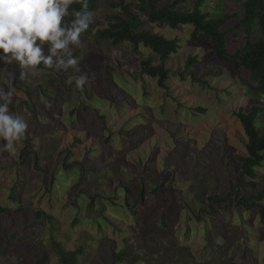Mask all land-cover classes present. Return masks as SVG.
Masks as SVG:
<instances>
[{
  "label": "rangeland",
  "instance_id": "rangeland-1",
  "mask_svg": "<svg viewBox=\"0 0 264 264\" xmlns=\"http://www.w3.org/2000/svg\"><path fill=\"white\" fill-rule=\"evenodd\" d=\"M109 1L98 0L90 32L81 37L84 53L72 70L35 69L36 75L30 72L24 79L29 88L18 87L22 79L13 80L10 111L28 128L16 153L0 151V204L10 209L0 220V264H34L43 254L46 264H57L52 238L66 250L82 247L79 264H264V222L256 206L239 202L260 189L264 161L254 179L241 176L238 156L245 155L246 139L234 116L256 104L264 107V94L246 85L247 73L237 77L231 60L219 61L204 34L191 41L190 26L176 33L147 24L163 36L180 38L178 50L165 61L168 77L159 87L156 78L141 73L140 62L149 57L158 65L149 50L133 54L127 43L94 46L92 35L104 27ZM195 2L180 0L179 6L190 10ZM242 4L202 0L200 5L210 17L236 14L221 28L229 56L246 41L241 29H231ZM251 27L256 42L260 34ZM11 68L20 77L15 62H0V85L14 75ZM87 69L95 79L80 93L71 83ZM113 104L120 109L112 114ZM35 107L46 117L32 112ZM103 114L106 130L99 119ZM255 121L263 132L264 111ZM63 152L69 153L65 159ZM50 174L57 178L52 186ZM118 185L126 186L127 194ZM49 187L56 188L51 196ZM19 206L25 213L17 211ZM36 210L49 218L37 219L28 234ZM161 213L168 223L165 238ZM138 244L154 248L132 252ZM111 250L133 256L113 262Z\"/></svg>",
  "mask_w": 264,
  "mask_h": 264
},
{
  "label": "trees",
  "instance_id": "trees-1",
  "mask_svg": "<svg viewBox=\"0 0 264 264\" xmlns=\"http://www.w3.org/2000/svg\"><path fill=\"white\" fill-rule=\"evenodd\" d=\"M196 2L192 5L191 9H183L179 6L180 0H115L109 1L106 5L111 9V11L105 14L104 17V27L101 29L95 30L93 33L92 42L94 46H97L100 42H108L112 47L120 46L127 43L130 47V51L133 54H139L140 49H147L152 54H155L158 59V65H152V57L147 58L140 62L141 73L156 78L157 84L159 87H164V81L168 77V70L165 68V61L168 59L170 54H173L179 47V35H176L177 31L182 26H190L192 30L189 33V40H197L200 34H204L209 38V41L213 45L215 51V56L219 61L231 60L233 68L236 72L237 77H241L245 72L246 78L243 81L246 85L255 91L258 95L264 94V0H243L242 12L238 20L232 26L233 29H241L245 34V43L240 47L236 48L233 53L229 56L226 50V31H223L222 26L236 14H223L218 17H210L208 13L202 12L200 5L202 0H195ZM98 0H87L88 8L87 10L94 12L97 8ZM74 10H82V4L80 0H76L72 5L69 6V12L71 13ZM72 19V16L65 17V22H68ZM149 24L152 27L156 25H163L171 32H176L175 36L171 38L163 36L161 33L154 32L146 27ZM251 25H256L259 31L258 41H251L252 27ZM91 25L89 29L81 35L84 39L90 32ZM235 36V32H233ZM45 54H47L49 45L47 42L43 45ZM140 48V49H139ZM84 48L82 46L74 50V56L77 59L80 58L81 54L84 53ZM14 71V75L20 80L19 76L15 72L14 68H11ZM37 69L43 71H49V68L43 64L37 66ZM70 67L68 71L72 70ZM212 72V70H209ZM49 73V72H48ZM49 81H46L53 85L55 80L53 78H48ZM24 85L28 87L27 83L19 81V88ZM71 85H76V81H73ZM29 88V87H28ZM27 88V89H28ZM78 92H83L82 88L77 87ZM43 95H46L47 89H41ZM31 97V93H27ZM114 98V96L112 97ZM32 100V99H31ZM113 100H111L112 102ZM28 103V102H26ZM113 103V102H112ZM115 103V101H114ZM28 104L31 105V102ZM114 105V104H113ZM52 106V104H51ZM115 108L111 109L113 114L120 109L119 106L114 105ZM11 109V108H10ZM32 109V108H31ZM243 109L234 113V116L239 120L243 134L245 136V155L238 156V160L241 164V176L244 178L254 179L255 177V168L259 167L264 161V131L260 132L255 126V120L258 118V115L264 111V107L261 105H253L247 112H243ZM198 112H203V108H197ZM32 112H35L36 115H41L46 117L43 112H41L36 107L32 109ZM102 127L106 130V116L103 114L99 117ZM112 136L110 133L109 137ZM23 140V139H22ZM2 144L5 141L1 140ZM25 141H23L24 143ZM121 150V147L118 148ZM6 151V150H5ZM5 151H2L4 154ZM25 152V155L30 154V152ZM23 152V153H24ZM65 159L69 153L63 152ZM24 161L21 157V162ZM36 161V159H35ZM37 161L35 162V164ZM68 169L70 166H63ZM121 168V167H120ZM82 171V170H81ZM168 175L171 172L167 173ZM50 184L57 179L53 174H50ZM55 177V179H54ZM61 185V184H60ZM79 187V182L76 183ZM121 188L125 194L128 192L126 186L121 187L117 186V189ZM155 188L152 187L151 190ZM56 188L49 187L46 194L51 196ZM157 191V189H155ZM14 186L10 188L11 201L16 199L13 197ZM81 193V192H80ZM79 193V194H80ZM78 193L75 194V198L78 199ZM210 199V197H208ZM111 200V199H110ZM249 201L250 205L256 206L260 220L264 222V180L260 186V189L256 191L253 195L249 196L247 199H240V203H246ZM138 201V200H137ZM136 201V202H137ZM218 201L217 199L215 200ZM135 202V203H136ZM72 204L76 205V201ZM17 211L25 213V210L19 206ZM10 212L9 207L6 205L0 204V220L7 216V213ZM32 215V214H31ZM49 218L43 211L36 210L34 213L33 224L27 230L28 234L32 233V228L37 222V219L40 218ZM165 214L161 213L160 220L158 221L161 224L160 235L165 238L167 232L168 223L164 219ZM196 219L199 220L200 217L196 216ZM41 224V223H40ZM15 235L13 234L12 237ZM161 238V237H159ZM50 249L54 255V259L57 261V264H79V258L82 252V247L74 250H66L62 247L61 243L55 241L53 238L50 240ZM145 247L147 250H151L154 247L147 244H138L137 249H132L133 251L140 250L144 251L142 247ZM132 252L122 251L116 252L111 250V255L113 262L128 260L131 259L133 254ZM153 254L158 252L151 251ZM187 255V253H186ZM190 259V257L187 255ZM48 256L43 254L34 264H46ZM113 264V263H112ZM157 264H165L164 260L158 262ZM188 264V263H187Z\"/></svg>",
  "mask_w": 264,
  "mask_h": 264
},
{
  "label": "clouds",
  "instance_id": "clouds-1",
  "mask_svg": "<svg viewBox=\"0 0 264 264\" xmlns=\"http://www.w3.org/2000/svg\"><path fill=\"white\" fill-rule=\"evenodd\" d=\"M74 2L76 0H0V62H15L22 80L30 72L36 75L33 70L41 64L64 71L78 65L74 50L82 44L81 35L94 23V14L87 10V0H80L82 10L70 13L69 6ZM70 15L72 19L65 22V17ZM45 42L49 45L47 54L43 48ZM15 79V75H11L6 85H0V140L5 141L0 151L13 154L28 128L22 116L10 111ZM94 79L95 72L87 69L78 77L77 87L83 88Z\"/></svg>",
  "mask_w": 264,
  "mask_h": 264
}]
</instances>
